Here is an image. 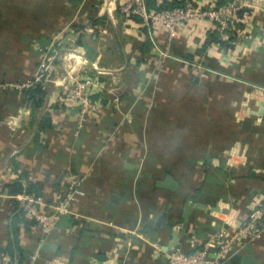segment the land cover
I'll return each instance as SVG.
<instances>
[{
	"label": "crops",
	"instance_id": "0c3cea01",
	"mask_svg": "<svg viewBox=\"0 0 264 264\" xmlns=\"http://www.w3.org/2000/svg\"><path fill=\"white\" fill-rule=\"evenodd\" d=\"M123 4L0 0V264H165L264 201V0H250L249 26L227 46L207 42L204 21L169 41ZM55 36L58 71L32 99L13 85ZM70 72L99 83L81 127ZM69 176L84 195L43 232L18 197L53 204ZM226 264H264V230Z\"/></svg>",
	"mask_w": 264,
	"mask_h": 264
},
{
	"label": "built area",
	"instance_id": "2783aa9c",
	"mask_svg": "<svg viewBox=\"0 0 264 264\" xmlns=\"http://www.w3.org/2000/svg\"><path fill=\"white\" fill-rule=\"evenodd\" d=\"M150 1L124 0L121 11L131 23L141 20L144 26L165 32L169 41L180 26L199 21L209 22L208 32L217 33L223 40L242 37L244 29L249 26L246 23L249 17L245 18V15L240 16L239 13L242 10H248L250 0H229L222 6L218 5L216 0H181V6L170 8L162 6L160 9L151 7ZM98 2L109 7L113 0H98ZM162 2L163 0H159L156 4L162 5ZM59 41L58 36L52 38L50 46L39 58L37 71L30 79L13 85L14 88L22 92L37 86L43 87L53 79L58 71L57 65L61 55L56 47ZM207 42L215 46L208 39ZM74 60L77 59L74 58ZM98 86V80L90 76L73 75L70 72L65 77L63 88L68 99L76 105L79 127L84 125L88 113L97 111L92 96ZM83 195L82 180L69 176L67 188L60 201L48 205L32 194H22L18 198L22 212L35 222L38 229L50 233L61 216L71 213L70 205L73 200ZM46 208L51 210L46 211ZM263 230L264 201L258 200L250 208L244 222L233 231H225L210 237L201 250L193 252L173 250L167 255L165 264H226L235 251H240L245 241H252ZM213 247L214 250H212ZM34 259H36L35 256H32L31 260Z\"/></svg>",
	"mask_w": 264,
	"mask_h": 264
},
{
	"label": "trees",
	"instance_id": "16d2710c",
	"mask_svg": "<svg viewBox=\"0 0 264 264\" xmlns=\"http://www.w3.org/2000/svg\"><path fill=\"white\" fill-rule=\"evenodd\" d=\"M156 0H151L150 1V3H149V5L151 6V7H153V8H155V9H160L162 6H165V7H174L175 6V4L174 5H172V6H170V5H168L165 1H163L162 2V5H157L156 4ZM181 2V1H180ZM216 3L218 4V5H220V6H222V5H224L223 4V2L221 1V0H216ZM226 4V3H225ZM181 6V5H180ZM246 11H248V10H242L240 13H239V15L240 16H243L244 15V13L246 12ZM209 35H210V39L208 38V40L210 41V42H216V43H218V44H220V45H224V46H227L228 45V41H232L233 40V38H231L230 40H223V39H221L220 38V36L217 34V33H209ZM212 40V41H211ZM42 87L41 86H37V87H35V88H31V89H29L27 92H28V94L30 95V97L32 98V99H35V97H36V95H38V94H41V92H42ZM34 222V221H33ZM34 224H35V222H34Z\"/></svg>",
	"mask_w": 264,
	"mask_h": 264
},
{
	"label": "water",
	"instance_id": "95a60500",
	"mask_svg": "<svg viewBox=\"0 0 264 264\" xmlns=\"http://www.w3.org/2000/svg\"><path fill=\"white\" fill-rule=\"evenodd\" d=\"M188 212V211H187ZM187 215L188 213H186V215L184 216V220L187 221Z\"/></svg>",
	"mask_w": 264,
	"mask_h": 264
}]
</instances>
